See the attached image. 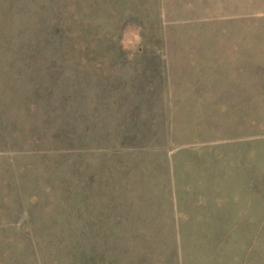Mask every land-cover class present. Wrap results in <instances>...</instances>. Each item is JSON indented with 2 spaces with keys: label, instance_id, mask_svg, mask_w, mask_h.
Masks as SVG:
<instances>
[{
  "label": "rangeland",
  "instance_id": "1",
  "mask_svg": "<svg viewBox=\"0 0 264 264\" xmlns=\"http://www.w3.org/2000/svg\"><path fill=\"white\" fill-rule=\"evenodd\" d=\"M0 264H264V0H0Z\"/></svg>",
  "mask_w": 264,
  "mask_h": 264
}]
</instances>
